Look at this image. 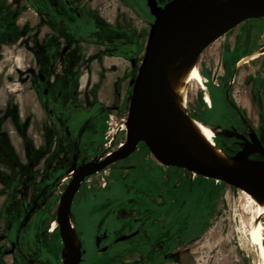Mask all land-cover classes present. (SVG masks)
Wrapping results in <instances>:
<instances>
[{
	"label": "rangeland",
	"instance_id": "1",
	"mask_svg": "<svg viewBox=\"0 0 264 264\" xmlns=\"http://www.w3.org/2000/svg\"><path fill=\"white\" fill-rule=\"evenodd\" d=\"M59 1L0 0L1 218L10 213L21 215L15 210L29 207V198L24 206L21 200L32 193V185L25 188L14 183L29 182L42 176V170L57 169L66 154L64 144L60 149L58 134L55 139L53 134L43 135L41 127L34 130L36 134L27 130L28 119L42 118L38 110L44 101L42 88L49 94L59 91L61 102L68 96L74 102L80 86L125 90L134 75L130 59H135L136 66L141 62L149 23L154 20L146 0H69L80 18L68 11L65 0ZM263 45L264 18L252 19L227 31L197 55L211 108L202 101L205 85L202 89L195 82L187 88V107L215 129V141L228 155L247 142L239 133L244 122L264 146V55L235 67L242 54ZM113 54L125 57L123 67L109 58ZM38 74L45 76L44 84ZM127 109L125 99L118 111L106 116L101 142L89 155L73 152L76 165L117 150L125 141ZM214 149L226 155L215 142ZM31 154L33 172L26 159ZM45 155L48 160L40 165ZM12 158L24 168L19 166L17 175V170L10 169ZM63 175L44 181L48 199L33 218H56L60 195L68 184V180L61 181ZM246 200L231 185L163 166L139 143L127 158L86 178L75 194L71 208L86 249L81 264H259L256 247L247 236L252 205ZM56 226L57 221L52 227ZM135 230L138 236L111 245L116 237ZM57 236L56 231L50 243L57 245ZM104 246L109 250L100 253L98 249ZM9 262L7 257L4 264Z\"/></svg>",
	"mask_w": 264,
	"mask_h": 264
},
{
	"label": "water",
	"instance_id": "2",
	"mask_svg": "<svg viewBox=\"0 0 264 264\" xmlns=\"http://www.w3.org/2000/svg\"><path fill=\"white\" fill-rule=\"evenodd\" d=\"M150 15L149 33L144 56L138 66L130 59L134 72L129 80V103L125 124V141L120 150L101 160L86 162L74 171L61 193L56 220L63 244L62 264H79L84 249L77 247L72 237L71 206L80 184L88 177L105 170L111 164L130 156L139 143L163 166L193 172L198 176L218 180L253 196L264 197V146L255 132H247L246 144L229 158L239 163L234 167L207 164L191 157L165 135L164 123L169 115L164 87L163 65L169 53L180 45L207 38L198 53L215 39L246 20L264 18V0H225L211 6V0H170L163 6L157 0H146ZM258 155L260 158L252 159ZM35 210L33 206L26 214ZM137 232L121 235L115 243L128 240Z\"/></svg>",
	"mask_w": 264,
	"mask_h": 264
},
{
	"label": "bare ground",
	"instance_id": "3",
	"mask_svg": "<svg viewBox=\"0 0 264 264\" xmlns=\"http://www.w3.org/2000/svg\"><path fill=\"white\" fill-rule=\"evenodd\" d=\"M224 1L225 0H211V6ZM207 41L208 39L205 38L197 42H189L180 45L176 50L169 53L167 61L163 65L164 87L167 92V102L170 110L166 122L164 123V132L171 142L178 145L191 157L215 166L234 167L238 166L239 163L232 160L227 155H219L215 152V130L190 116L187 107L188 86L192 82H195L204 89V80L197 65V55L200 53H198V51L202 44ZM263 55L264 45L241 58L237 63V67H243ZM203 101L206 104H210L211 102L207 92H205ZM123 124L125 126L126 118L123 119ZM112 131L114 133L115 129ZM123 146L124 143H121L118 149H122ZM191 173L195 175V173ZM72 174L73 171L69 172L65 176V179L71 178ZM240 193L243 194L249 201L248 203L252 205V219L247 231V236L250 243L256 247L259 264H264V225L262 223V216H264V197L253 196L243 190H240ZM73 222V217H71L72 237L78 247V239L74 231Z\"/></svg>",
	"mask_w": 264,
	"mask_h": 264
},
{
	"label": "flooded vegetation",
	"instance_id": "4",
	"mask_svg": "<svg viewBox=\"0 0 264 264\" xmlns=\"http://www.w3.org/2000/svg\"><path fill=\"white\" fill-rule=\"evenodd\" d=\"M26 1L32 2V0H26ZM169 1L170 0L166 1L165 3L169 2ZM58 3H60L59 0H58ZM157 3L160 6H163L165 4V3L159 4L158 0H157ZM64 4H65V6H67V9L69 12H73L77 18L81 17L80 12H78L77 10H72L71 3L69 0H65ZM59 20H60V18H59ZM65 51L66 50H63V52H65ZM253 51H255V50H253ZM253 51H251V52H253ZM251 52H248L246 54H242L237 59L236 65H235L236 69L241 68V67H237L238 61L241 58H243L244 56H247L248 54H250ZM260 58H258V59H260ZM258 59H256V60H258ZM256 60H254V61H256ZM254 61H252V62H254ZM252 62H250V63H252ZM139 64H140V62H139ZM199 72H200V70H199ZM200 74H201V72H200ZM37 78L41 84H44L46 82L45 76L43 74H38ZM202 78H203V76H202ZM203 80H204V85H205L207 83V80L205 78H203ZM201 92H202V101H203V97L205 95V92L208 93L209 98L211 100V97H210V94H209V91H208L206 85H205V90H201ZM42 94L44 96V98H43L44 101H43V103H40V106L45 110V113L47 114L49 121L52 123L55 121V114L52 111L53 106L58 105V104H62V103H71L72 96H68L66 102H61V96H58V95H60V92L58 91V94H57V92L55 93V91H52V93L49 94V91L46 87L42 88ZM52 94H53V96H50ZM188 98H189V95H188ZM187 106H188V104H187ZM206 106L208 108H211V103L206 104ZM189 114L193 118L199 120L197 117L193 116V114L190 110H189ZM29 120H31V119H28L27 122H29ZM199 121H201V120H199ZM87 123H88V121L85 122V124H87ZM207 126H209V125H207ZM243 126L247 130L246 134L248 131L252 132V129L248 126L247 122H244ZM209 127L212 128L213 130H215L212 126H209ZM57 134H58V138H59L58 140L61 141V137H62L61 131L59 130ZM233 134H234L233 135L234 137H240L239 134H237V133H233ZM215 137H216V132H215ZM215 137H214V142H215V144H217L215 141ZM244 137L246 139H248L247 135ZM111 141L112 140H109L108 143H111ZM121 143H124V142H121ZM119 145H118V147H119ZM217 145L221 149L220 145L219 144H217ZM118 147H117V149H118ZM221 150L227 156H229L223 149H221ZM110 153H107L106 155H109ZM217 154L221 155L218 151H217ZM254 156L259 158L258 155H254ZM101 159L102 158L92 159V160L97 161V160H101ZM72 160L74 161L72 166L78 167V166L84 164V162H83L80 165H78V164L76 165L75 164V161H76L75 155L72 156ZM12 161L13 162L11 163L10 169L15 171V170H17V168L20 165L13 158H12ZM28 165H31L30 171L33 172L32 169L35 166V158H33V155L31 156V159L29 160ZM19 168H20V170L24 171V168H22L21 166ZM26 172L28 173V169L26 170ZM69 172H71V171L67 170L65 175H63L61 177V181H67V180L69 181L70 178L65 179V176ZM15 174L16 175L19 174V170H17V172L15 171ZM22 181L24 182L25 180L22 179ZM22 181H18V183L16 182L15 185L19 184V182H22ZM35 185L36 184H34V186ZM46 188H48V187L44 183L39 184V186L35 187L34 191H32V195H31V198L29 201V207L25 210H23V209L21 210V208H23V207H20V209L17 208V210H15V212H17L18 214L20 212L21 215L10 213V216L5 217V218H1V215H0V226H1V232H0V264H4L7 257H10L9 264H62V262H63V258L61 255V252H62L61 251V244H62V242H61V239L59 237V234L57 236V239H58L57 245L58 246L53 245L49 241V238L51 236H54L56 231L58 232V224L56 227H54V228L52 227L53 223L55 221H57L56 218H54L53 220H51L50 218H33L34 214L38 210L42 209L43 206H45V203L47 202V199H48L47 195L49 193L45 192ZM35 191H36V193H35ZM21 203L24 206L25 203L27 204V200L22 199ZM33 206L35 207V210L30 214L29 218H25L26 214L29 212V210ZM72 217L74 220V222H73L74 231H75V234H76L77 239H78V246L80 244V248L85 250V253L82 255L81 262L79 263V264H81L83 259H84L85 254H86V249L84 246V239L82 237V234L77 228V220H75L74 216H72ZM133 232H137V234L135 236L129 238L128 240L138 236V234H139L138 230H135ZM133 232H131V233H133ZM131 233H129V234H131ZM123 235H128V234H123ZM80 237L82 238V241L80 240ZM118 237H116V238H118ZM115 239L112 241L111 245H116L118 243H121V242L115 243ZM128 240H125V241H128ZM125 241H122V242H125ZM108 250H109V246H104L103 248L98 249V251L100 253L107 252ZM147 264H151V263H147Z\"/></svg>",
	"mask_w": 264,
	"mask_h": 264
},
{
	"label": "crops",
	"instance_id": "5",
	"mask_svg": "<svg viewBox=\"0 0 264 264\" xmlns=\"http://www.w3.org/2000/svg\"><path fill=\"white\" fill-rule=\"evenodd\" d=\"M109 58L116 61L115 63L122 67L124 66L123 61L126 60L120 54H113ZM128 83L129 79L127 80L125 90L123 88L120 90L119 86L110 89L105 86H100L94 90H90V87L87 86H80L76 90L77 97L74 99V102L53 106L52 111L55 114V121L52 123L49 121L45 110L38 105V110L41 111L42 118H38L37 120L31 119L29 122H26L28 132L36 134L37 128L41 127V133L43 135L53 134L56 139V135L60 130L62 137L59 145L61 149V144H64L62 150H65L66 154L62 162L59 161L57 169H52L51 171L46 170L45 172L42 170L40 172L42 176L38 179L34 178L29 182L22 181L20 184L25 188L28 185H32L31 190L34 191L35 187L44 183V181H54L62 172L66 173L74 163L72 156L75 153L73 152H80L79 154L86 157L91 151L95 150L101 142L106 116L114 111H118L125 99L126 105L129 103ZM87 121L88 123L85 124ZM35 129L36 131H34ZM83 135H86V137L82 138ZM26 159L29 161L31 159L30 155ZM47 160V155L43 156L40 160V165ZM35 180L36 185L34 186ZM31 195L32 193L23 199H30Z\"/></svg>",
	"mask_w": 264,
	"mask_h": 264
},
{
	"label": "trees",
	"instance_id": "6",
	"mask_svg": "<svg viewBox=\"0 0 264 264\" xmlns=\"http://www.w3.org/2000/svg\"><path fill=\"white\" fill-rule=\"evenodd\" d=\"M198 119L201 120L204 124H207V125L211 126L210 124H208L207 122L203 121L202 119H200V118H198ZM239 133H241L243 136H246L247 135L244 128H241L239 130ZM220 147H221V149H223L226 152V150H225V148L223 146H220ZM71 213H72V215L74 216V218L76 220L77 216H76L75 210L73 208H71ZM80 240L82 241V238L81 237H80Z\"/></svg>",
	"mask_w": 264,
	"mask_h": 264
}]
</instances>
